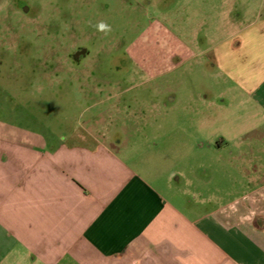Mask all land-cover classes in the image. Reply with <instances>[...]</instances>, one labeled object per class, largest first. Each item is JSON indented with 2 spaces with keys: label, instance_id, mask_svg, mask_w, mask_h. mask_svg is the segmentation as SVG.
I'll list each match as a JSON object with an SVG mask.
<instances>
[{
  "label": "rangeland",
  "instance_id": "374dc122",
  "mask_svg": "<svg viewBox=\"0 0 264 264\" xmlns=\"http://www.w3.org/2000/svg\"><path fill=\"white\" fill-rule=\"evenodd\" d=\"M263 16L264 0H0V126L104 135L151 172L198 169L217 134L264 161V110L215 57Z\"/></svg>",
  "mask_w": 264,
  "mask_h": 264
},
{
  "label": "crops",
  "instance_id": "0c3cea01",
  "mask_svg": "<svg viewBox=\"0 0 264 264\" xmlns=\"http://www.w3.org/2000/svg\"><path fill=\"white\" fill-rule=\"evenodd\" d=\"M215 57L264 110V16L216 45ZM5 126L0 264H264V161L255 147L226 157L232 141L215 135L198 179L189 166L151 172L140 158L115 154L104 135Z\"/></svg>",
  "mask_w": 264,
  "mask_h": 264
},
{
  "label": "clouds",
  "instance_id": "9594fccd",
  "mask_svg": "<svg viewBox=\"0 0 264 264\" xmlns=\"http://www.w3.org/2000/svg\"><path fill=\"white\" fill-rule=\"evenodd\" d=\"M107 25L106 24H103V23H101L100 25H99V28L101 29V30H106L107 29Z\"/></svg>",
  "mask_w": 264,
  "mask_h": 264
}]
</instances>
